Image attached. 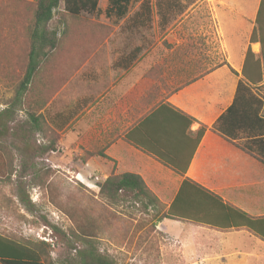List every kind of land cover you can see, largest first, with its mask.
<instances>
[{"label": "crops", "instance_id": "1", "mask_svg": "<svg viewBox=\"0 0 264 264\" xmlns=\"http://www.w3.org/2000/svg\"><path fill=\"white\" fill-rule=\"evenodd\" d=\"M178 1L184 12L208 8L213 20L210 27L219 41L221 61L203 68L202 78L167 90L166 75L182 72L173 57L148 66L141 54L127 64L122 59L130 53L105 51L103 44L42 112L59 133L60 148L78 154L79 175L86 185L97 187L112 173H134L165 211L174 207L177 218L156 222V229L166 239L162 249L172 252L176 264L261 263L264 241L236 227L240 217L235 212L182 186L188 179L264 226V164L212 130L235 101L248 51L256 59L261 56V44L251 39L262 0ZM18 5L16 0H0V8L10 13ZM253 92L263 101L264 116V82L253 85ZM59 95L67 99L61 109L55 107ZM177 112L195 122L188 126ZM201 126L207 130L194 152L193 135ZM192 152L186 174H178L175 170L186 167ZM87 153L92 157L84 162ZM87 170L95 174V182L85 177Z\"/></svg>", "mask_w": 264, "mask_h": 264}, {"label": "rangeland", "instance_id": "2", "mask_svg": "<svg viewBox=\"0 0 264 264\" xmlns=\"http://www.w3.org/2000/svg\"><path fill=\"white\" fill-rule=\"evenodd\" d=\"M143 1L131 0L129 13L122 20L107 16L109 0H99L96 14L84 15L92 22L112 28L103 50L127 55L140 48L137 58L142 54L148 66L173 57L181 66L180 71L194 74L221 61L219 41L210 27L213 20L209 10H204L201 5L195 11L175 16L166 28L161 29L157 0H148L152 12L146 17L147 25L143 26L142 22L135 28L132 26L133 16L140 10ZM181 22L184 23L181 25ZM182 72L166 75L164 87L171 91L188 81V73ZM251 72L255 74L256 70ZM20 75L22 70L18 67L0 65V112L15 95ZM64 95H59L55 101L56 108L64 107L67 101L63 100ZM9 126L14 130L0 137L2 234L48 244L49 261L54 264H74V260H78L82 246L72 232L93 235L98 249L116 264H176L172 252L162 249L166 239L157 231L156 219L149 217L146 223L147 217L134 211L139 208L138 205L131 207L132 204L125 203L123 206H111L103 200L98 186H88L86 181H82L77 167L79 156L74 150L66 154L60 148V136L51 151L42 153L43 148L49 145L51 134L31 132L26 113L19 107L14 110V121ZM85 173L89 181L95 182L92 171ZM24 196L33 204L32 211H28L21 201ZM54 226L63 233L54 231ZM65 233L66 238L63 236ZM70 244L75 247L70 248ZM250 264H264V261L258 263L251 260Z\"/></svg>", "mask_w": 264, "mask_h": 264}, {"label": "trees", "instance_id": "3", "mask_svg": "<svg viewBox=\"0 0 264 264\" xmlns=\"http://www.w3.org/2000/svg\"><path fill=\"white\" fill-rule=\"evenodd\" d=\"M18 1L13 13L0 8V65L9 68L18 67L22 76L17 85L15 95L7 103V107L0 112V137L13 131L9 125L14 121V110L19 107L24 110L31 132L39 131L51 134L49 145L43 148L42 153L52 150L53 144L59 140V133L50 125L45 114L47 104L61 88L75 75L94 53L112 34V28L100 22H92L84 15H94L99 11V0H35L34 2ZM195 0H192L193 3ZM131 0H109L106 14L119 20L125 19L129 13ZM161 29L166 28L172 18L184 13L178 0H157ZM208 10V8H204ZM152 12L148 0H144L141 8L133 16V27L143 22L147 25L146 17ZM257 29H255L251 42H259L262 46L261 56L256 59L249 50L243 71L244 79L239 82L237 95L233 105L219 118L212 130L234 144L250 156L264 164V116L261 114L263 101L253 92V85L264 82V0L258 14ZM141 49L123 57L122 61L132 63L139 55ZM255 74H251L253 70ZM205 73H190V79L181 84L178 89L202 78ZM159 111V110H158ZM180 114L190 126L195 119ZM153 116L152 114L146 118ZM143 120V127H144ZM138 130V129H137ZM206 127L201 126L193 135L194 152L197 150ZM129 137V136H128ZM137 147L138 141L129 140ZM0 147L2 144L0 142ZM28 150L26 143L25 146ZM194 152L188 158L184 169H176L171 163L167 165L175 168L180 175H185ZM92 155L87 153L81 159L87 162ZM102 157L107 158L104 154ZM187 186L193 187L202 200H213L224 206L227 210L236 213V227H245L264 241V226L258 220L250 218L245 213L228 205H223L221 199L199 186L185 180L183 190ZM99 195L111 206H123L125 203L138 205L134 210L144 217L146 223L149 217L156 222L164 218L176 219V212L172 206L165 211V206L159 198L146 185L141 176L134 173H112L102 182H98ZM182 192V189L181 191ZM184 192V191H183ZM21 201L34 209L28 197H21ZM153 211V212H152ZM57 233H63L57 227H52ZM77 242H81L78 260L74 264H116L109 255L102 253L96 243L95 237L82 232L75 234ZM66 238L67 234H63ZM71 241V240H70ZM70 248L75 247L69 245ZM48 244L20 240L16 237L6 236L0 232V264H54L49 260Z\"/></svg>", "mask_w": 264, "mask_h": 264}]
</instances>
